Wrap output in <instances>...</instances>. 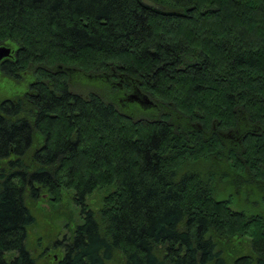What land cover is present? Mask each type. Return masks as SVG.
Returning a JSON list of instances; mask_svg holds the SVG:
<instances>
[{
    "label": "trees",
    "instance_id": "16d2710c",
    "mask_svg": "<svg viewBox=\"0 0 264 264\" xmlns=\"http://www.w3.org/2000/svg\"><path fill=\"white\" fill-rule=\"evenodd\" d=\"M155 1L0 0V264H264V0Z\"/></svg>",
    "mask_w": 264,
    "mask_h": 264
},
{
    "label": "rangeland",
    "instance_id": "374dc122",
    "mask_svg": "<svg viewBox=\"0 0 264 264\" xmlns=\"http://www.w3.org/2000/svg\"><path fill=\"white\" fill-rule=\"evenodd\" d=\"M21 89H22L21 86H19L18 84L14 83L11 80H8L7 77L2 76V73H0V99L3 96H5V95H9V97H10V96L13 95V93L18 92ZM102 195H103L102 191H100V190L95 191V193H93L91 195V197L89 198L90 204H92L93 207H96L97 203L102 198ZM44 198L47 199L45 196H44ZM40 203H41V206H40L41 208L40 209L42 211L47 212V213H51L52 212L51 205H50L49 201L42 200ZM70 208H72L71 210L73 211V217L75 219V222L76 221L80 222L81 219H80V211H79V209L76 208L73 204H71ZM42 219H43V221H45V219H47V216L43 217L42 215H40L39 216V221H41ZM46 221H48V219ZM56 223L60 226V231H61L59 233L58 237H56V238H59L60 240H63L64 239V235L66 236V235L69 234L68 228L65 225L66 222H65L64 219L63 220L62 219H59V220L57 219Z\"/></svg>",
    "mask_w": 264,
    "mask_h": 264
},
{
    "label": "water",
    "instance_id": "95a60500",
    "mask_svg": "<svg viewBox=\"0 0 264 264\" xmlns=\"http://www.w3.org/2000/svg\"><path fill=\"white\" fill-rule=\"evenodd\" d=\"M142 2L152 7L161 8V5L155 0H142ZM9 56H11V48L7 46H0V60Z\"/></svg>",
    "mask_w": 264,
    "mask_h": 264
},
{
    "label": "flooded vegetation",
    "instance_id": "af4514ba",
    "mask_svg": "<svg viewBox=\"0 0 264 264\" xmlns=\"http://www.w3.org/2000/svg\"><path fill=\"white\" fill-rule=\"evenodd\" d=\"M4 59V58H3ZM3 59L0 60V63L3 61Z\"/></svg>",
    "mask_w": 264,
    "mask_h": 264
}]
</instances>
